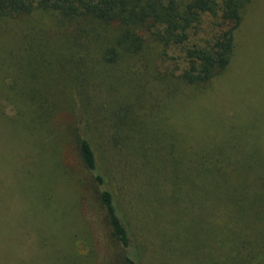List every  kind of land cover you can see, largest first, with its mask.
<instances>
[{
  "label": "trees",
  "instance_id": "obj_1",
  "mask_svg": "<svg viewBox=\"0 0 264 264\" xmlns=\"http://www.w3.org/2000/svg\"><path fill=\"white\" fill-rule=\"evenodd\" d=\"M253 3L0 0V97L50 171L40 206L77 227L63 263L96 261L79 220L92 199L105 264H264L263 127L195 139L161 118L229 71Z\"/></svg>",
  "mask_w": 264,
  "mask_h": 264
},
{
  "label": "rangeland",
  "instance_id": "obj_2",
  "mask_svg": "<svg viewBox=\"0 0 264 264\" xmlns=\"http://www.w3.org/2000/svg\"><path fill=\"white\" fill-rule=\"evenodd\" d=\"M239 35L241 46L229 71L215 77L194 100L179 92L163 109L161 118L173 125L176 135L221 138L244 120L249 130L264 129V109H260L264 105V0H254L248 7ZM15 110L0 97V264H65L59 254H72L63 243L76 235L77 227H59L55 205L40 206L50 191V171L40 156L37 137L11 122ZM87 204L85 218L79 220L88 227L97 253L93 264H105L115 252L101 210L92 199ZM78 239L72 248L82 255L86 246L82 237ZM80 261L88 264L84 256Z\"/></svg>",
  "mask_w": 264,
  "mask_h": 264
}]
</instances>
